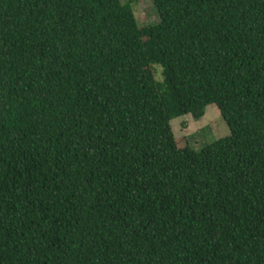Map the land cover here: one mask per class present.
<instances>
[{"label":"trees","instance_id":"1","mask_svg":"<svg viewBox=\"0 0 264 264\" xmlns=\"http://www.w3.org/2000/svg\"><path fill=\"white\" fill-rule=\"evenodd\" d=\"M151 1L0 0V264H264V0Z\"/></svg>","mask_w":264,"mask_h":264},{"label":"rangeland","instance_id":"2","mask_svg":"<svg viewBox=\"0 0 264 264\" xmlns=\"http://www.w3.org/2000/svg\"><path fill=\"white\" fill-rule=\"evenodd\" d=\"M135 11L142 27L157 24L160 21L151 0H137ZM158 79L162 80L161 71L158 72ZM172 127L175 136L181 143L180 146L184 147L190 141L195 150H200L206 145L231 135L230 128L215 105L207 108L206 115L201 120L196 121L191 116H185L172 121Z\"/></svg>","mask_w":264,"mask_h":264}]
</instances>
